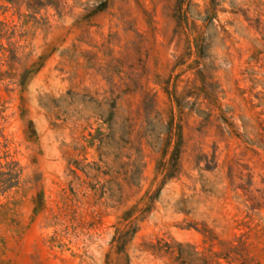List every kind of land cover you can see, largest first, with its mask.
Listing matches in <instances>:
<instances>
[{
    "label": "rangeland",
    "instance_id": "374dc122",
    "mask_svg": "<svg viewBox=\"0 0 264 264\" xmlns=\"http://www.w3.org/2000/svg\"><path fill=\"white\" fill-rule=\"evenodd\" d=\"M12 162L0 264H264V0H0Z\"/></svg>",
    "mask_w": 264,
    "mask_h": 264
},
{
    "label": "trees",
    "instance_id": "16d2710c",
    "mask_svg": "<svg viewBox=\"0 0 264 264\" xmlns=\"http://www.w3.org/2000/svg\"><path fill=\"white\" fill-rule=\"evenodd\" d=\"M116 98L114 99L113 104L111 105L112 108L116 106ZM177 162V156H173L170 158V163H167L164 171L165 175L170 176V170L174 168L175 163ZM163 166V165H162ZM1 169V167H0ZM20 176H21V169L18 168L17 163H9L6 164V170L0 171V193H4L9 191L10 189L17 187L20 183Z\"/></svg>",
    "mask_w": 264,
    "mask_h": 264
}]
</instances>
